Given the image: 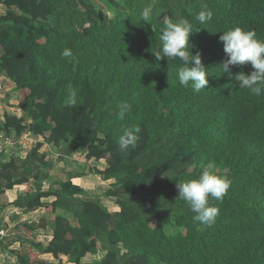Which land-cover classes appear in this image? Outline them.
Returning a JSON list of instances; mask_svg holds the SVG:
<instances>
[{"label":"trees","instance_id":"trees-1","mask_svg":"<svg viewBox=\"0 0 264 264\" xmlns=\"http://www.w3.org/2000/svg\"><path fill=\"white\" fill-rule=\"evenodd\" d=\"M127 1L126 16L111 18L88 0H0L8 7L0 16V70L15 82L22 112L6 116L0 134L43 136L65 143L66 154L104 159L105 168L93 172L116 181L105 196L119 206L112 212L82 197L72 179L83 173L43 190L48 162L37 142L25 158L0 159V197L33 180L35 191L13 204L52 212V238L9 252L19 264H45L41 253L72 264H264V90L258 96L235 80L254 71L250 63L223 72L219 40L235 27L264 40V0ZM205 9L213 17L201 24L196 17ZM165 18L192 23L190 51L201 54L207 89L179 83V58L155 59ZM64 49L73 55L63 57ZM73 91L76 103L68 106ZM133 126L140 128L137 147L121 152L118 138ZM209 164L232 181L222 201L209 198L219 209L211 227L194 222L176 186ZM167 224L179 229L169 234ZM31 225L8 232L30 236ZM101 251L98 261H83Z\"/></svg>","mask_w":264,"mask_h":264},{"label":"clouds","instance_id":"clouds-1","mask_svg":"<svg viewBox=\"0 0 264 264\" xmlns=\"http://www.w3.org/2000/svg\"><path fill=\"white\" fill-rule=\"evenodd\" d=\"M142 17L147 20L150 11L145 8L141 13ZM213 17L211 10L205 9L199 12L196 19L205 24ZM164 30L159 37L162 48L160 51L154 52L157 61L166 57L179 58L183 62V66L178 69L179 83L184 86L191 84L193 90L199 93L202 89H207L209 81L206 67L202 63L201 54L199 52L193 54L190 49L192 45L189 43V36L193 33V25L188 19H181L173 22L171 19L165 18ZM219 40L223 42V49L226 59L220 64L223 72L229 73L230 66H243L251 64L254 71L250 75L240 72L235 76V80L239 82L240 88H247L256 95H260L264 90V40L257 38L254 30H244L240 27L222 32ZM162 52V54H161ZM63 57H71L73 55L70 49H64L61 53ZM68 106L75 105L76 92L70 93ZM128 109L121 107L118 117L123 119ZM140 128L133 126L123 130V134L118 138L119 150L127 151L130 148L137 147L140 139L138 133ZM232 181L226 175H218L214 166L209 164L202 170V173L196 179H190L183 182H177L178 196L184 200L195 213L193 220L200 224L211 227L217 216L219 209L210 206L209 198L222 201L227 195Z\"/></svg>","mask_w":264,"mask_h":264},{"label":"crops","instance_id":"crops-1","mask_svg":"<svg viewBox=\"0 0 264 264\" xmlns=\"http://www.w3.org/2000/svg\"><path fill=\"white\" fill-rule=\"evenodd\" d=\"M12 9L17 12L16 7H12ZM7 10L8 7L6 5L0 4V16L4 15ZM18 104L19 98L16 93L15 82L0 70V125L5 122L6 116L21 117L22 112L18 107ZM7 138L11 140V143L6 147L7 152L0 154V159L4 162L9 161L13 154L25 158L29 151L36 146L37 142L43 143L40 152L46 154V161L48 162V166L45 169L47 178L42 181L43 190L52 189L53 187L57 188L58 185H55V183H60L65 180L68 173L79 174L82 171L80 165L83 163V160L87 162L91 161L90 163H92V161L103 163L102 166H96L101 170L106 166L104 159L87 160L80 157V159L83 160L77 161V155L82 154L83 152H71L67 154L62 152L60 154V146L62 145L55 146L52 143H48L43 136H35L27 133L20 138H15L14 136H7ZM58 174L59 176L56 177ZM90 177V175L83 174L77 175L72 179L75 185H78L85 191L83 194V196H87V198L84 197L85 199H91L89 197L92 195V192L87 189V186L90 185V183L93 182L94 187H100L99 191L102 194L106 193L110 187V183H112V180H105L101 175H96L93 180H91ZM79 180H81L82 183L78 182ZM33 183L34 181L31 180L28 183L16 185L12 189L6 190L0 197V264H19L17 256L11 254L9 250L21 249L23 246L21 242L27 245V241L35 240L46 246L52 238V221L54 219V214L52 212H48L45 207L26 212L24 209L13 204V202L20 196H25L26 193L35 191L36 188ZM94 187L93 192L96 191V188L94 189ZM53 200L54 197H49L44 199V202L49 203ZM99 201L109 211L119 210L118 205L111 206L112 201L106 196L105 199ZM23 222L32 224L30 236L26 235V230H22L18 233L12 234V237H14L13 239L6 238L11 235L8 232L9 228L15 227ZM20 238H23V240H20ZM40 257L45 261V264H58L59 261H61L62 264H72L69 262L68 257L64 255L60 256V259H56L51 253H41ZM83 261L85 262V260Z\"/></svg>","mask_w":264,"mask_h":264},{"label":"rangeland","instance_id":"rangeland-1","mask_svg":"<svg viewBox=\"0 0 264 264\" xmlns=\"http://www.w3.org/2000/svg\"><path fill=\"white\" fill-rule=\"evenodd\" d=\"M88 1L91 2V3H93V4H95V6L99 10L105 12L111 18H114V17H124V16H126V13H128V9H129V6H130L127 0H114V3H112L110 0H88ZM61 145H62V146H60L61 150L59 151L60 154L62 152H65V148H66V144L65 143H61ZM80 157H83V158L86 159L84 153L77 155L76 160L77 161L83 160V159H80ZM90 162L91 161L87 162V161H84L83 160V163L80 165V169L82 170L80 173H83L85 175H90L91 176L90 177L91 180H93V178L96 175H98V174H96V173L93 172L94 167H96L97 165L98 166H102L103 163H100V162L99 163H96L94 161H92V163H90ZM59 174L56 177H58ZM178 181L179 182H183V181H186V180L183 179V178H180ZM78 182H81L82 183L81 180H79ZM111 182L112 183H110V187H113V186H116L117 185L116 181L112 180ZM92 186L94 187V183L93 182L90 183V185L87 186V189L89 191L91 190L90 192H92V195L91 196L89 195L90 196L89 198H91L93 200H98V201L105 199V194H102L99 191V188L100 187L99 188L94 187V189L96 188V191L93 192V187ZM83 197L87 198L86 195H84ZM109 199L112 201V203H111V206L112 207L117 205L116 204V201L114 199H111V198H109ZM111 211L114 212V210H111ZM165 228H166V231L169 234H174L179 229V228H177V227H175V226H173L171 224H167ZM6 238L13 239L14 237H12V234H11L10 237L8 236ZM103 254H104V252L101 251V252H99L95 256H93V255L87 256V258H85L84 260L87 261V262H89V261H98L103 256Z\"/></svg>","mask_w":264,"mask_h":264},{"label":"built area","instance_id":"built-area-1","mask_svg":"<svg viewBox=\"0 0 264 264\" xmlns=\"http://www.w3.org/2000/svg\"><path fill=\"white\" fill-rule=\"evenodd\" d=\"M11 143V140L5 135L0 134V154L7 152V145Z\"/></svg>","mask_w":264,"mask_h":264}]
</instances>
